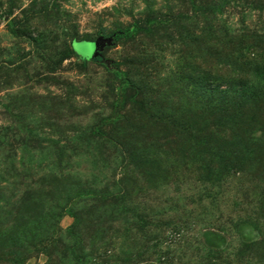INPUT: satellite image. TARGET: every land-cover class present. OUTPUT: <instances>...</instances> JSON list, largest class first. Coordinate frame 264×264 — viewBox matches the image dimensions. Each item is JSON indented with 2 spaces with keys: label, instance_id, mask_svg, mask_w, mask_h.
I'll list each match as a JSON object with an SVG mask.
<instances>
[{
  "label": "rangeland",
  "instance_id": "1",
  "mask_svg": "<svg viewBox=\"0 0 264 264\" xmlns=\"http://www.w3.org/2000/svg\"><path fill=\"white\" fill-rule=\"evenodd\" d=\"M0 264H264V0H0Z\"/></svg>",
  "mask_w": 264,
  "mask_h": 264
},
{
  "label": "water",
  "instance_id": "2",
  "mask_svg": "<svg viewBox=\"0 0 264 264\" xmlns=\"http://www.w3.org/2000/svg\"><path fill=\"white\" fill-rule=\"evenodd\" d=\"M88 46H89V59L93 60V59H97L100 58L102 60L101 57V53L110 47H113L115 45V38L114 36L112 37H99L97 38L95 41L92 42H85Z\"/></svg>",
  "mask_w": 264,
  "mask_h": 264
},
{
  "label": "trees",
  "instance_id": "3",
  "mask_svg": "<svg viewBox=\"0 0 264 264\" xmlns=\"http://www.w3.org/2000/svg\"><path fill=\"white\" fill-rule=\"evenodd\" d=\"M128 35H129L128 32H125V33H114V34H112L110 37L114 36V38H115V44H116L117 41H118L120 38H124V37H126V36H128ZM80 42H92V41H80ZM74 43H76V41H72V42L70 43V52H71L73 55H77V54L75 53V51L72 49V45H73ZM82 61H83V62H87L86 60H82ZM91 62L99 63V62H101V59H100V58L93 59V60H91Z\"/></svg>",
  "mask_w": 264,
  "mask_h": 264
}]
</instances>
